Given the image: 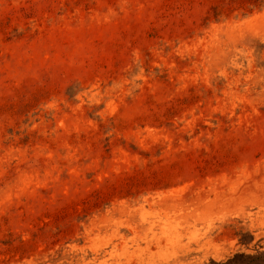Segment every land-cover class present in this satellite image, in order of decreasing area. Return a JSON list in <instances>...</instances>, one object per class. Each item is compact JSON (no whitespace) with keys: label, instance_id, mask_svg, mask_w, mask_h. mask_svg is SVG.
<instances>
[{"label":"rangeland","instance_id":"rangeland-1","mask_svg":"<svg viewBox=\"0 0 264 264\" xmlns=\"http://www.w3.org/2000/svg\"><path fill=\"white\" fill-rule=\"evenodd\" d=\"M0 264H264V0H0Z\"/></svg>","mask_w":264,"mask_h":264}]
</instances>
